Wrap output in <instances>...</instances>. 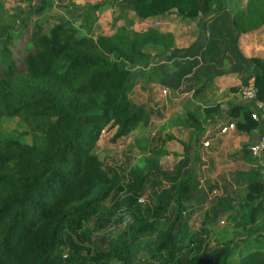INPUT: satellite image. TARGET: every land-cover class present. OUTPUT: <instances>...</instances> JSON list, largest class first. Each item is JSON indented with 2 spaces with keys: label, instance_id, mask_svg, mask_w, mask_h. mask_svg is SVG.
I'll list each match as a JSON object with an SVG mask.
<instances>
[{
  "label": "trees",
  "instance_id": "obj_1",
  "mask_svg": "<svg viewBox=\"0 0 264 264\" xmlns=\"http://www.w3.org/2000/svg\"><path fill=\"white\" fill-rule=\"evenodd\" d=\"M187 1L191 10L179 12L190 17L202 13L205 20L200 34L183 49L172 48L171 34L158 26L137 31L123 25L93 37L62 14L26 12L21 26L6 36L0 48V118L20 117L33 140L0 138V264H134L143 249L148 259L141 264H264L261 246L241 251L230 261L238 246L236 236L181 254V244L194 245L191 172L175 179L165 200L155 202L152 209H139L140 193L152 178L178 174L188 143L179 139L185 151L172 170L155 159L146 170L105 165L95 152L103 131L110 132V142L118 143L138 125L160 116L153 105L133 98L136 81L131 80V65L152 54L163 59L152 64L145 80L157 83L161 93L163 87L190 93L205 77L237 72L238 86L253 83L264 103V54L245 56L237 44L241 33L264 26V0H247L235 12L213 6L215 0ZM111 3L153 19L178 4L177 0ZM44 22L50 23L48 28ZM197 55L208 62L194 69ZM225 61L228 66L223 68ZM169 64L175 69L170 70ZM229 112L238 116L239 129L257 127L247 104L232 103ZM188 114L201 132V121ZM238 151L239 158L250 164L233 171L247 186L239 204L254 221L264 196V177L248 144ZM235 197L216 195L211 209L232 211ZM89 216L92 228H80L66 241L63 230L69 220L76 218L80 225V219Z\"/></svg>",
  "mask_w": 264,
  "mask_h": 264
},
{
  "label": "rangeland",
  "instance_id": "obj_2",
  "mask_svg": "<svg viewBox=\"0 0 264 264\" xmlns=\"http://www.w3.org/2000/svg\"><path fill=\"white\" fill-rule=\"evenodd\" d=\"M0 48L4 44L6 36L9 33L16 32L17 28L21 26L24 17L27 16L24 10H21V6L16 3L13 4L10 0H0ZM178 4L172 6L171 8L161 12V15L165 17L182 20H196L200 21L205 16L204 14H199L197 17L183 16L179 10L183 9L185 13H188L192 4L187 0H177ZM247 0H215L213 6L219 7L224 5L228 7L231 11H238L244 8ZM16 5V6H15ZM214 7V8H215ZM32 15L34 16L33 9H30ZM36 14V13H35ZM46 14H49L47 12ZM182 15V16H181ZM136 16L140 17L138 13ZM123 25L131 26L134 24L133 17H128L123 20ZM45 28H48L50 23L44 22ZM137 27V26H136ZM152 27V26H148ZM144 28V27H143ZM147 27L144 29H148ZM135 30L140 31V28ZM81 32H83L81 30ZM163 32V31H161ZM170 33L169 31H164ZM163 59V56L151 55V57L136 62L138 66L131 65V80L137 81L143 75L145 69H148L156 60ZM193 64V63H192ZM170 70H174L175 67L169 64ZM145 75V74H144ZM212 76V75H211ZM204 81L206 85H202L194 91L175 93L177 97L185 98L187 103L185 106L189 107V113L193 115L198 121L208 118L206 113V108H211L214 106H219V101L223 100L224 102L229 101V103L246 101L248 107L251 106V101L246 100L240 90L238 84H234L232 88L226 90L220 87L213 88L208 86L202 90L203 87L207 86L211 80L209 79ZM136 83V82H135ZM254 85V84H253ZM235 86H237L235 88ZM255 86V85H254ZM142 89H146L143 85ZM161 87V86H160ZM168 88V87H167ZM256 88V86H255ZM169 89V88H168ZM207 89V94L195 97L197 91H205ZM157 90V89H156ZM156 90H151V103L156 109L160 110L159 107V98ZM156 95H152L154 92ZM226 91V92H225ZM168 93V92H166ZM203 93V92H202ZM165 94V93H160ZM168 95V94H167ZM164 95V96H167ZM181 95V96H179ZM163 96V95H161ZM193 96V98H191ZM232 96L234 98H232ZM136 102L140 101V98L134 96ZM240 104V103H238ZM184 107L183 110L173 113H164L160 116H154L150 122L146 125L140 124L132 130V132L123 140L118 143H112L108 139L110 132L107 130L101 133V136L95 147V152L101 158L105 165H112L114 167L123 165L129 168H141L146 170L151 159L158 160V162L167 169L172 170L175 163L183 155L185 151L184 145L179 142L178 138H168L167 134L177 133L178 137H181V131H174L175 126L185 127V123L188 120V123L194 122L192 116L187 114V109ZM164 108L163 110H166ZM237 126V125H236ZM235 126V127H236ZM238 128V127H237ZM174 131V132H173ZM184 131V130H183ZM175 134V133H174ZM158 135V136H157ZM157 136V137H156ZM17 138L23 142H31L33 140V133L30 130L29 126L18 116H2L0 118V138ZM192 158V157H190ZM186 159V157H185ZM189 160V159H188ZM184 161L183 165L179 169L184 170V166L187 165V162H190V165L194 167L195 164L191 160ZM254 161V159H252ZM255 161L258 166L261 167L262 175L264 177V160L256 159ZM197 162V161H196ZM248 163V162H247ZM187 169V167H185ZM195 168V167H194ZM195 176L194 188L195 194L192 192L191 201H192V219H191V234L193 237L194 245L189 243L181 244V254L188 255L189 253L196 252L198 250H203L207 247H212L216 243L224 241L226 239L235 237L238 240V246L233 251L230 261H234L241 251H245L248 248L254 246H261L264 248V196L260 198L259 209L254 213V221H251L250 215L245 206H242L240 199L244 196V193L247 189L246 184L243 181L233 174L229 178L225 177L223 180L218 176H206L203 175L202 170L195 168L193 171L188 170ZM175 175H164L157 178H152L146 187L140 193V199H138V207L142 211H145L147 208L152 209L155 202L159 200H165L169 194V190L173 185L174 181L172 180ZM203 177V178H202ZM198 178H202L201 182L203 183L204 188L207 192L201 191L202 187H195ZM234 187V188H233ZM223 188L224 191L230 189V191H236V197L234 203V208L232 211H226L223 213L215 212L211 209V203L215 201L217 193H219ZM198 189V190H197ZM218 190L211 193V190ZM200 190V192H199ZM211 196H210V195ZM202 219H206V223L202 224ZM81 224H77L76 218H71L68 224L63 230V235L66 241L70 238L75 237V231L78 229L92 228L93 220L92 217L80 219ZM189 245V246H188ZM148 259L146 251L143 249L137 253L134 258V264H141L143 261Z\"/></svg>",
  "mask_w": 264,
  "mask_h": 264
},
{
  "label": "crops",
  "instance_id": "obj_3",
  "mask_svg": "<svg viewBox=\"0 0 264 264\" xmlns=\"http://www.w3.org/2000/svg\"><path fill=\"white\" fill-rule=\"evenodd\" d=\"M11 2L16 3L21 6V10L30 12V9H33L34 16L41 15L49 12V14H62L68 18L77 26L81 28V30L85 33H90L93 37H96L100 34H111L114 32L118 26H121L124 22L123 20L128 17H133L134 24L128 26L130 28L136 29L137 27L140 29H144L148 26H153L154 20H159L160 24L158 25L159 31H169L171 32L172 37V48L175 49H183L191 44L194 39L201 32V23L203 19L205 20V16L200 21L196 20H182L178 21V19H173L169 17H165L164 15H156L155 19L148 16L145 18H140L136 16V12L134 10H119L115 5L111 3V0H10ZM100 3L99 6L95 7L96 4ZM16 6V5H15ZM95 7L94 9H91ZM89 9L91 12L89 13ZM36 13V14H35ZM32 14V13H31ZM153 19V20H152ZM137 26V27H136ZM144 27V28H143ZM238 47L240 51L245 56H262L264 54V26L261 25L255 29L246 31L241 33L238 37L237 41ZM193 56H191L192 58ZM196 57L193 62V68L198 69L200 66L207 65V58L204 61L203 58ZM212 63V62H211ZM174 66L173 64H171ZM134 66H138L134 64ZM228 66V62L225 61L223 63V68ZM149 70V69H148ZM145 69L143 75L139 80L136 81L133 98L137 96L140 98L138 102H147L151 103V90L152 87L157 88V83H149L146 82ZM145 74V75H144ZM211 82V87L216 88L220 87L222 89H230L234 84L240 83V78L237 72H224L222 74H215L212 76H208ZM204 77H202L203 79ZM208 80V78H204L202 85H206L204 81ZM209 84L204 88L208 87ZM144 86L146 89H142L141 86ZM201 85V86H202ZM237 85V86H238ZM235 86V88L237 87ZM157 91V90H156ZM154 92V91H153ZM157 95L160 96L159 100V112L164 113H173V115L183 110L187 103L185 102V98L177 97L174 95L178 92L174 91L173 88L168 89V93L160 94L161 92L157 91ZM199 96L207 94V89L202 91ZM226 92V91H225ZM163 93V92H162ZM168 94V95H167ZM152 95H156V93H152ZM163 95V96H161ZM167 95V96H164ZM182 96L184 93L181 94ZM179 95V96H181ZM198 96V98H199ZM193 98V96L191 97ZM232 98H234L232 96ZM230 101V100H229ZM229 101L224 102L223 100L219 101L220 108L218 110H210L206 111L208 114V118H204L201 121V126L203 130L200 132L198 129L194 128L192 122L185 123V127L183 126H175L173 128L174 131H181V137H178L177 133L174 132L172 135L186 143L188 146L186 148V152H188L185 161L188 159L192 161L195 168L202 170L203 175L206 176H218L221 180L230 175H233V171L236 169H247L250 164L245 160L239 158L238 149L244 145L248 144L250 141L254 140L258 136L257 127L252 128L250 131H243L237 127L230 128L225 133H220L218 128L220 125L228 123L229 121L236 122L238 116L236 114H232L229 112V108L232 103ZM233 101L234 103H243L250 104L246 101H242L239 99ZM167 108L166 110H163ZM189 108V107H186ZM190 108L187 109V114L189 113ZM206 110V109H205ZM184 130V131H183ZM209 140L208 145H203L202 141L207 139ZM237 152V156L235 155ZM192 157V158H190ZM188 160V161H189ZM197 161V162H196ZM185 163V162H184ZM192 165V164H191ZM190 165V162H187V165L184 166V170L179 169L178 174H176L175 178L172 180L175 181L177 177L180 175L189 172L188 170L193 171L195 168ZM187 167V169L185 168ZM203 178V177H202ZM202 178H198L195 187H202L203 183L201 182ZM234 188V187H233ZM198 190V189H197ZM201 191L207 192L206 188H200ZM199 190V192H200ZM219 190V189H218ZM218 190H211V193ZM220 192L217 195H222L225 193H230L233 196H236V191H230L227 189L224 191L223 188H220ZM195 188L193 193L195 194ZM210 195V194H209ZM211 196V195H210Z\"/></svg>",
  "mask_w": 264,
  "mask_h": 264
},
{
  "label": "built area",
  "instance_id": "obj_4",
  "mask_svg": "<svg viewBox=\"0 0 264 264\" xmlns=\"http://www.w3.org/2000/svg\"><path fill=\"white\" fill-rule=\"evenodd\" d=\"M159 24V20L153 21L154 26H158ZM239 90L246 100L251 101V116L257 121L258 136L248 143V149L256 159L264 160V103L257 98L256 88L253 83L241 84ZM167 91V87L162 88L163 93H166ZM234 127L235 122L229 121L228 123L220 125L218 130L220 133H225L230 128ZM208 143V138L202 141V144L205 146L208 145ZM139 199L142 200L140 197Z\"/></svg>",
  "mask_w": 264,
  "mask_h": 264
}]
</instances>
